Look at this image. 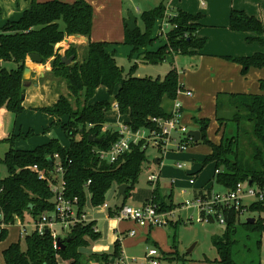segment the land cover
I'll list each match as a JSON object with an SVG mask.
<instances>
[{"label":"trees","instance_id":"trees-1","mask_svg":"<svg viewBox=\"0 0 264 264\" xmlns=\"http://www.w3.org/2000/svg\"><path fill=\"white\" fill-rule=\"evenodd\" d=\"M140 17L143 29L138 27L130 32L125 25L123 44L133 49L130 59L159 39L154 37L158 20H165L171 28L165 33L166 44L155 51L146 50L142 53L141 59L147 64L161 65L171 56L197 55L207 43L197 36L202 15L193 16L182 10L167 15L166 7L160 4L143 11ZM93 18V6L85 0L74 3L31 0L30 9L19 20L9 21L0 29V108L4 107L17 116L23 113V74L27 59L33 54L39 55L44 64L53 59L52 77L64 81L68 89L67 96L60 94L56 104L42 111L61 119L68 118V122L61 121L59 125L70 140V145L64 147L57 140H52L34 150L21 151L12 147L4 158H0V211L8 223L14 225L16 217L24 220L27 215L36 221L43 214L50 215L54 211V195L48 183L40 180L28 168L38 165L50 171L52 167L49 158L54 165L56 155L64 169L66 196L70 200L78 199L80 213L84 212L88 201L93 207L103 206L114 185L118 188L123 184L130 186L124 198L127 200L134 189L141 165L146 160V150L135 146L115 163L100 161L95 151L110 149L118 140V133L112 128L103 132L106 115L112 110L113 101L92 104L91 100L99 88H106L114 96L119 113L128 116V124L137 131L152 128L151 118L168 117L169 113L162 108L163 99L168 97L176 100L178 90L182 88L175 67L164 79L134 77L136 66L129 76H125L114 55L108 52L112 45L108 42L90 41L82 61H78L77 50L71 47L66 51V57H74V62L63 64L59 46L71 36L91 38ZM230 28L235 32L255 33L257 41H261L264 34L262 22L243 11L232 12ZM228 59L241 64L244 74L252 67H264V54ZM3 63L12 65L4 66ZM261 88L264 91V82ZM73 100L79 109L73 107ZM216 120L221 127L220 131L223 130L218 145L207 138L210 122H199L201 140L211 147V154L205 163H215L214 181L227 190L246 181L263 185L264 95L219 94ZM93 135L104 141L100 144L89 142V137ZM77 136L79 139H76ZM13 140L6 141L12 143ZM2 169L6 170V177L1 175ZM217 170L219 173H216ZM89 181L91 184L86 187ZM168 197H164L159 186L154 188L152 200L165 212L173 211L176 207L166 201ZM248 210L250 213H258L254 223L248 222L249 218L242 221L237 212L229 214L223 239L215 242L219 258L212 263L239 264L235 259V236L239 226L249 233V238L250 235H264V205L255 203ZM115 215V212L110 211L111 217ZM95 227L94 221L78 224L67 236H58L57 241L64 243V247L60 246L58 250L54 247L55 239L51 232L40 235L33 231L24 237V246L20 240L3 251L4 264H60V260L66 264H112L114 260L113 264H116L122 256L119 239L114 242V251L110 254L88 255L82 251L100 240L101 233H96ZM7 236L8 230L3 231L0 243Z\"/></svg>","mask_w":264,"mask_h":264},{"label":"rangeland","instance_id":"rangeland-1","mask_svg":"<svg viewBox=\"0 0 264 264\" xmlns=\"http://www.w3.org/2000/svg\"><path fill=\"white\" fill-rule=\"evenodd\" d=\"M149 3L150 0L146 4L148 8L143 9L147 10L155 7V4ZM130 13L135 15L137 26L143 29L144 24L141 17L137 15L138 12L130 10ZM128 15L127 13L122 25L124 37L126 34L125 22ZM262 37L260 43L264 44V34ZM225 59L229 60L228 58ZM117 61L123 69L125 76H129L132 68L136 66L137 68L133 76H140V78L164 79L168 74L169 67H171V65L165 64L163 66L151 65L138 68V66L142 65V62L139 61L140 63L138 62V64L135 58L130 59V56H118ZM190 90L195 92L192 89ZM182 98V96H178L177 100L181 102ZM113 100L114 96L110 95L106 88L101 87L91 100V103L98 104L112 102ZM174 101L167 100L165 109L169 110L174 104ZM72 103L75 109H79L76 106L75 100ZM201 106L202 104L197 107L188 108L183 105L185 111L183 114V123L189 131H200L199 122L208 120L210 126L207 130V138L211 143L218 145L222 140L223 130L220 131L215 119L214 100L205 102L203 107L200 108ZM42 109L38 107L35 110V107L29 106L27 111H23L19 116L9 114L4 119V125H0V158H4L12 147L15 150L21 151L34 150L52 140H57L64 147L70 145V140L66 137L62 127L59 125L60 121H56L53 116L43 112ZM106 120L107 122L127 121L125 117L120 116L116 112H109L106 115ZM61 121L63 123L68 122V118H62ZM5 131L7 136H2ZM12 138H14L12 143L6 141ZM76 139H79V136ZM210 154V145L202 142V140L189 145L186 150L168 151L165 156L155 148L147 149L145 154L146 160L141 165L140 174L127 200L124 198H121L119 201L117 200L118 187L114 185L106 196L107 208L105 206L93 207L90 201H88L85 211L89 215L94 216L101 232L100 240L92 243V246L88 249L92 248L93 253L101 252L110 254L114 251V241L116 239H119L126 231L136 230V236L126 237V239L123 237L124 240L122 239L124 254L129 259L137 258L140 260L145 252L153 246H157L164 253L165 259L161 260V264H215L212 262H215L219 258L215 242L223 239L225 229L218 224L192 223L188 221L194 215L193 210H175V216L171 219L172 225L147 228L145 232L132 222L120 221L116 216L110 217L108 214L110 209L116 212L124 205L132 208H140L147 201L151 200L154 191V185L152 186L150 183V176L152 174H160V181L157 186L160 187L164 197H168L169 195L167 193L171 191L170 196L172 197H168L166 201L174 204L176 206L174 209L179 208L187 200H192L194 196L200 195L201 192L208 191L212 188L215 191H223L224 188L214 181L215 163H205L206 158ZM161 158H163V166L160 167L157 164V159ZM178 164L183 165L184 168L179 169ZM1 175L3 177L7 176L5 169H2ZM191 179L195 180L194 185L190 184ZM247 218L248 216L246 214L241 220L244 221ZM33 222V218L29 215L24 220H16L15 224L9 229L6 240L0 243V264H4L3 251L10 244L18 243L21 240L24 246V237L19 238V235H24L22 225H25L27 231L31 233L33 231ZM54 231L59 237H65L68 234V231L62 229L60 225L56 226ZM142 233L147 236L149 242L139 238L142 236ZM248 235L249 233L242 226L238 227V233L235 236L237 241L235 248L236 261L239 264H248L250 261L252 264L264 262V235H250V238ZM259 241L261 242V248ZM88 249L82 251L89 255L91 253H88L90 252ZM59 262L60 264H66L61 262V260Z\"/></svg>","mask_w":264,"mask_h":264},{"label":"crops","instance_id":"crops-1","mask_svg":"<svg viewBox=\"0 0 264 264\" xmlns=\"http://www.w3.org/2000/svg\"><path fill=\"white\" fill-rule=\"evenodd\" d=\"M38 1L47 2L51 0ZM60 1L74 3L78 0ZM85 1L91 4L94 9V25L91 38L83 36L68 37L59 46V54L63 58L66 56V51L69 48L74 47L78 53V61H82L84 50L90 41L108 42L112 44L108 48V52L114 55L116 62L119 65L117 57H129L133 50L132 47L123 44L125 40L122 27L123 20H125L127 13H130V10H133L134 12L137 11V15L140 16L143 11H146V9L143 8H148V5H146L148 0ZM149 4H155V7L164 4L167 15H174L178 10H182L193 16L202 15V19L200 20L201 28L197 36L207 41L205 47L199 51L197 55L187 57L171 56L164 64H161V66L165 64L171 65L167 72L175 67L179 72V83L186 90L192 89L195 91H192L193 96L191 97L181 95L183 97L180 102L182 106L184 105L188 108H192L202 104L200 107L202 108L205 102L214 100L216 119L219 94L264 95V91L261 88V83L264 82V67H252L246 74H244L243 66L241 64L225 59L245 58L256 54H264V44L256 40L258 37L255 33L235 32L230 28V18L233 11H243L249 17L258 18L264 27V0H150ZM30 6L31 0H0V29L9 21L19 20L25 11L30 9ZM147 10H151V8ZM163 23V20H158L154 30V37H159L160 39L155 41L154 44L147 49H142L134 56L136 63L139 61L142 62V65L138 66V68L151 66L142 61L141 56L143 52L146 50L155 51L162 45L166 44V38L161 33ZM52 61L53 59L45 64H35L28 57L26 67H29L32 70V76L29 81L31 86L25 87V99L23 103L25 112L29 106L35 107V110L38 107H52L57 103L60 94L68 95L66 83L52 77ZM3 65L10 67L12 64L3 63ZM119 67L121 66L119 65ZM167 100L170 99L168 97L163 99L162 108L166 113H171L175 103L169 108V110H166L165 107ZM115 103L116 101L113 100V106ZM110 112H116L119 114V112L113 107ZM9 114L13 115L7 109H0V125H4V119L8 117ZM120 116L122 115L120 114ZM53 117L56 121L61 122V118ZM122 117L126 118V122L129 121L128 116ZM118 123V121L106 122L110 127H114ZM218 126L220 129L221 127L219 124ZM2 136H7L6 131ZM169 193L171 195V191L168 192L167 195H169ZM110 211L112 210H109V216ZM86 213L88 214V212ZM88 216L91 221L96 223V228L99 229L97 220L94 216L89 214ZM142 230L145 232V229ZM127 234L128 232L126 231V233L121 236V245L123 240L126 239V237H129ZM19 238L21 239V235H19ZM139 238L149 242L144 233H142V236ZM88 251H90L88 253H93L92 248L88 249ZM122 252L124 253L123 246ZM98 254H101V252ZM262 263L264 264L263 261Z\"/></svg>","mask_w":264,"mask_h":264},{"label":"built area","instance_id":"built-area-1","mask_svg":"<svg viewBox=\"0 0 264 264\" xmlns=\"http://www.w3.org/2000/svg\"><path fill=\"white\" fill-rule=\"evenodd\" d=\"M162 34L171 28L170 24L163 20ZM185 95L188 97L193 96L191 90H186L183 86L178 90V96ZM177 96V97H178ZM174 108L168 117H155L151 118L152 128H141L137 131L133 130L128 122H119L114 127H110L105 124L103 132H107L110 128L116 130L118 133V140L108 150H96L95 154L100 161L115 163L124 154L130 152L133 147L141 146L143 150L149 148L157 149L161 154L165 156L168 151H182L186 150L189 145L195 141L193 138L188 137L190 132L188 128L182 122L184 109L182 104L176 99L174 102ZM119 112L117 103L112 106ZM120 114V113H119ZM92 126V125H91ZM56 163L53 168L48 170L41 169L38 165L29 167L28 169L36 173L40 180H44L48 183L49 189L54 195V211L48 215L43 214L38 220H33V231H37L42 235L47 230L53 234L55 239V249H60L57 245L58 236L56 235L54 228L58 225L62 229L67 230L68 233L78 224L89 223L88 214L84 212L80 213L78 209V199L70 200L66 196V183L64 180V169L61 165V161L58 155L55 156ZM163 158L157 159V164L163 166ZM179 169H183L184 166L178 164ZM216 173H219L217 170ZM160 181V174H152L150 176V183L154 188ZM91 181L87 183L88 187ZM190 184L194 185L195 180L191 179ZM204 190V189H203ZM259 203L264 205V184L253 183L250 185L249 181L241 182L236 185L234 189H223V191L211 190L201 192L200 195L194 196L192 200H187L182 203L178 210H193L192 215L188 221L196 223L218 224L226 227L227 218L231 212H237L239 218L247 214L248 218H254L258 216V213H250L249 207L252 204ZM103 206L106 208L108 205L105 203ZM175 210L165 212L151 199L147 201L140 208H132L124 205L119 208L115 213L116 217L120 221H129L134 223L137 227L142 229L169 226L172 223V218L175 216ZM19 218L16 217V220ZM13 224L8 223L5 220V216L0 211V234L8 230ZM24 235L26 237L31 234L27 231L26 226L22 225ZM95 232L99 233V229L95 227ZM129 237L137 235L136 230H129ZM121 242V236L119 237ZM164 259V253L161 252L156 246H153L144 256L139 260L137 258L129 259L122 252L121 258L116 264H161V260Z\"/></svg>","mask_w":264,"mask_h":264},{"label":"water","instance_id":"water-1","mask_svg":"<svg viewBox=\"0 0 264 264\" xmlns=\"http://www.w3.org/2000/svg\"><path fill=\"white\" fill-rule=\"evenodd\" d=\"M125 24L127 25L130 32H133L138 28L137 19H136L135 15L132 13H129L128 19L126 20ZM29 58L35 64H43V59L39 55L33 54ZM73 62H74V57H70V58L63 57L62 58V63L65 65H70ZM31 76H32V70L29 67H26L24 74H23V78L25 81L24 87L31 86V83H29ZM22 99H25V95L22 96ZM188 137L193 138L195 142H199L201 140L202 135H201L200 131L195 130V131H190L188 133ZM103 141H104L103 138H98L96 135L89 137V142H94V143L100 144ZM49 162H50L51 167L53 168V161L51 158H49ZM249 184L251 185L252 181H249ZM129 187H130L129 185L123 184L118 188V195H117L118 201L121 198H125L127 190L129 189ZM169 195H170V193H169ZM255 221H256L255 218H249L248 219V222H251V223H254ZM46 232L49 233L50 230H47ZM57 245L64 247V243H61L60 240L57 241ZM113 263H114V260H112V264Z\"/></svg>","mask_w":264,"mask_h":264}]
</instances>
